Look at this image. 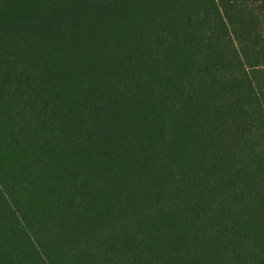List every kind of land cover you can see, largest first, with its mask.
Instances as JSON below:
<instances>
[{
    "label": "trees",
    "instance_id": "obj_1",
    "mask_svg": "<svg viewBox=\"0 0 264 264\" xmlns=\"http://www.w3.org/2000/svg\"><path fill=\"white\" fill-rule=\"evenodd\" d=\"M0 264H264V0H0Z\"/></svg>",
    "mask_w": 264,
    "mask_h": 264
}]
</instances>
